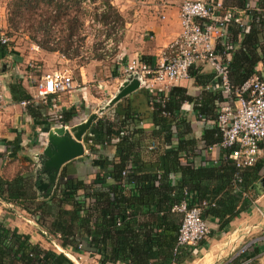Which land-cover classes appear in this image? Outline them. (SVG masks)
Segmentation results:
<instances>
[{"label":"trees","instance_id":"16d2710c","mask_svg":"<svg viewBox=\"0 0 264 264\" xmlns=\"http://www.w3.org/2000/svg\"><path fill=\"white\" fill-rule=\"evenodd\" d=\"M18 1L27 4L26 0ZM68 1L48 0L47 4L59 11L68 7ZM245 2L239 8H244L250 18L248 27L231 18L232 35L215 43V51L227 65L233 91L252 76L264 78V0H258L257 9H247ZM107 5V10L94 16L102 24L111 18V7ZM222 7L221 16L226 12L224 4ZM7 46L0 44L2 51ZM260 63L262 73L256 70ZM204 70L200 65L189 70L190 80L199 89L197 97L175 86L165 93L146 91L150 112L145 118L126 111L124 115L117 114L113 121L98 119L94 128L106 137L104 141L118 142L115 160L103 162V170L97 174L88 173L90 184L66 168L55 186L45 191L38 188L40 170L11 179L0 176V199L23 210L46 233L45 237L55 238L61 248L87 252L97 257L98 264H182L191 258L193 249H176L182 216L174 208L182 202L189 207L205 203L202 218L216 223L218 232H223L259 195L254 186L263 167L260 159L251 166L236 167L230 158L233 147L221 148L215 165L196 167L189 161L187 155L194 153L200 142L204 147H219L222 141L217 118L219 104L224 101L223 91L215 73ZM9 88L14 101H30L20 83ZM185 104L192 105L197 119L211 125L200 141L192 137L188 113L182 109ZM73 110L62 112L56 122L71 121L76 115ZM143 122L152 126L153 147H167L155 166L140 163ZM171 174L180 176L175 184L168 180ZM199 245H204V241ZM0 264L70 263L64 254L45 250L28 236L0 225Z\"/></svg>","mask_w":264,"mask_h":264},{"label":"crops","instance_id":"0c3cea01","mask_svg":"<svg viewBox=\"0 0 264 264\" xmlns=\"http://www.w3.org/2000/svg\"><path fill=\"white\" fill-rule=\"evenodd\" d=\"M84 1L75 4L78 3L77 5L80 4L82 8H85ZM183 1L91 0L90 6L97 10L100 6H105V10H107L106 4L111 7L110 20L103 24V30L99 29L94 34L96 39L105 40L100 47L93 49L98 58L91 62L94 65H80L76 68V77L72 78L74 88L70 92L50 96L45 101L36 97L37 85L41 76L52 71L67 72L71 75L69 68L56 69L57 65L61 63L59 55L68 60L70 59L69 55L63 51H50L49 48V50L41 48L32 51L27 56L17 47L7 46V50L3 51L0 48V60L10 59L9 63L5 61L9 64L8 67L3 65L0 68V77L4 87V102L0 111V138L4 143L5 150L0 154V176L11 179L17 174L34 173L40 170V155L46 147L48 130L58 125L68 126L75 122L85 121L90 115L95 114L97 118L92 123L86 139L83 140V158L73 160L61 169L62 172L66 168L68 172L74 173L85 184H90L91 176H88V173H91L90 175L97 174L103 170V162L115 160L118 142V139L104 141L106 137L94 128L95 122L101 118L113 121L117 114L124 115L126 111L132 114L137 112L142 118L149 114L150 104L146 95L147 90L143 88H139L110 107L108 104L128 78L123 71L129 61L139 58L151 66L155 65L161 59L166 47L179 35V9ZM201 1L221 2L225 6V11H231L236 15L242 27L244 25L245 28L248 27L250 18L244 8H239L244 0ZM245 1L247 9H257L258 0ZM67 6L71 7V5ZM228 32L227 39L232 35L230 27ZM86 34H83L85 39L88 38L86 37L88 34ZM240 38L241 35L238 43ZM109 41L114 47L110 57L105 59L103 51L100 50H104ZM31 60L33 61L31 62ZM204 68L206 73L211 70L208 67ZM256 70L259 73L263 72L261 63ZM13 83L21 84L30 96V101L16 102L12 99L9 86ZM173 86L187 89L189 95L193 97L199 95V89L194 86L191 80L172 84L164 89L163 93ZM223 98L225 101L229 97L223 95ZM182 109L188 113L192 137L200 141L203 132L211 125L196 118L192 105L185 104ZM72 110L76 115L71 121L65 124L56 122L58 115ZM140 128L143 131L139 150L140 163L143 166H155L167 147L163 145L153 147L150 139L152 126L149 122H143ZM259 145L261 150L259 159L263 162L260 172L261 179L264 177V140ZM91 147H93V151L90 150ZM187 156L196 167L215 165L220 160L221 148L218 146L204 147L200 142L198 149ZM95 160H99L100 163L95 164ZM179 179V174H171L168 180L170 184H175ZM80 195L83 196L82 192ZM4 212L18 216V218L17 216L13 217L14 221L7 219V222H12L11 226H7L3 222L5 217L2 214ZM207 222L211 233L204 240V245L192 247L191 258L186 259L182 264H242L245 262L264 264V193L255 196L251 207L233 219L227 230L218 232L216 223ZM0 225L15 229L18 233L28 236L32 243L39 244L45 250L64 254L70 264H98L97 257L87 252L80 253L61 248L55 238L45 237L46 233L23 210L1 199Z\"/></svg>","mask_w":264,"mask_h":264},{"label":"built area","instance_id":"2783aa9c","mask_svg":"<svg viewBox=\"0 0 264 264\" xmlns=\"http://www.w3.org/2000/svg\"><path fill=\"white\" fill-rule=\"evenodd\" d=\"M83 3L91 7V0ZM222 10V3L219 1L207 3L201 0H184L179 9L180 33L166 47L161 59L153 66L139 58L132 59L123 72L126 77H138L140 88L150 93H160L172 84L190 80L191 68L198 65L210 68L220 81L223 95L229 97L219 106L217 127L222 134L219 147H233L230 158L235 161L236 167L243 168L253 165L261 155L259 144L264 140V78L252 76L239 89L232 90L228 82L227 65L215 51V43L228 36L231 18L239 21L231 11H226L221 16ZM104 11L105 6H100L97 13ZM91 23L97 25L98 31L104 29L103 24L98 21L91 20ZM0 44L7 45L8 39L0 37ZM113 47L109 41L104 50L99 48L105 59L110 57ZM73 88L69 73L52 71L41 76L36 97L45 101L50 96L68 93ZM3 102L4 87L0 78V111ZM60 119L61 116L58 115L56 120ZM4 151V143L0 138V154ZM204 207L205 203L189 207L186 202H182L174 208L182 216L176 249L195 247L209 236V223L202 218Z\"/></svg>","mask_w":264,"mask_h":264},{"label":"rangeland","instance_id":"374dc122","mask_svg":"<svg viewBox=\"0 0 264 264\" xmlns=\"http://www.w3.org/2000/svg\"><path fill=\"white\" fill-rule=\"evenodd\" d=\"M56 1L63 2V0ZM24 2L0 0V37L8 39L9 47L19 48L27 56L32 51L41 48H53L55 51L66 52L71 61L63 58L62 55L57 56L61 63L57 65L56 69L69 68L72 78L76 77L78 66L94 65L91 62L98 56L93 49L100 47L101 43L105 42V40L96 39L94 34L98 32V28L97 25L91 23V20L97 21L95 15L101 14L97 13V9L88 6L82 8L80 4H75L74 0L67 2L71 5L70 8L67 7L65 10L60 9L59 11L48 5V0H26L27 4L23 5ZM84 33L88 34H86L88 38H84ZM5 61L9 63L10 59L0 60V68L3 65L8 67L9 64ZM34 63L36 62L34 61ZM12 214L9 215L6 212L2 214L5 217L4 221L2 220L5 225L11 226L12 224V222H7V219L15 220L13 217L17 215ZM31 233L33 234L32 231ZM33 235L35 237V234Z\"/></svg>","mask_w":264,"mask_h":264},{"label":"water","instance_id":"95a60500","mask_svg":"<svg viewBox=\"0 0 264 264\" xmlns=\"http://www.w3.org/2000/svg\"><path fill=\"white\" fill-rule=\"evenodd\" d=\"M140 88L138 77H128L120 86L118 93L110 101L108 106H112L120 100L126 98ZM107 109V108H106ZM97 115H90L85 121L75 122L72 125H58L48 130L46 135V147L41 153V164L39 166L42 179L39 190H47L49 186L54 187L59 177L61 169L67 163L83 158L84 145L91 129L92 123ZM45 181H44V179ZM258 194L264 193V177L254 186Z\"/></svg>","mask_w":264,"mask_h":264}]
</instances>
